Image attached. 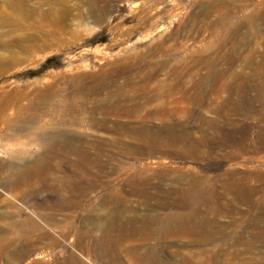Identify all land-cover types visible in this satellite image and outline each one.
Instances as JSON below:
<instances>
[{
	"label": "rangeland",
	"instance_id": "obj_1",
	"mask_svg": "<svg viewBox=\"0 0 264 264\" xmlns=\"http://www.w3.org/2000/svg\"><path fill=\"white\" fill-rule=\"evenodd\" d=\"M90 1L0 0V180L47 151L31 194L0 191V264L200 261L227 245L220 264H264V242L233 241L264 237V0ZM28 218L44 238L19 259ZM101 218L187 235L95 249L80 235Z\"/></svg>",
	"mask_w": 264,
	"mask_h": 264
},
{
	"label": "bare ground",
	"instance_id": "obj_2",
	"mask_svg": "<svg viewBox=\"0 0 264 264\" xmlns=\"http://www.w3.org/2000/svg\"><path fill=\"white\" fill-rule=\"evenodd\" d=\"M90 4H91L90 7L92 9L96 10L95 1L91 0ZM107 10L108 9H107L106 6H104L102 9H100V11L103 12V14H105L107 12ZM103 14H101V15H103ZM101 15H99V16H101ZM96 18L98 19V16ZM70 110H71L72 113H75L74 108H72ZM70 110L61 109L59 111H61L62 114L63 113L66 114ZM176 129H178V127ZM32 130L35 131V127H33ZM170 131H171V129H170ZM173 135H175V134L173 133ZM176 135H179V134H176ZM49 138L53 139L54 137L52 135L48 136V134L44 130H40L38 132V136L36 138V141L38 142V144L43 146L46 150H52L54 144L51 145V140ZM160 142H161V140H158V143H160ZM23 153L26 154V151H24V152L23 151L22 152H12V153H10V155H11L12 159H16L18 161V160H21V157H22ZM46 154H47V151L42 153L43 156L36 157L34 159V162H35L34 164L43 162V158L45 157ZM29 163H30V161H27L23 165V167H21V168L16 167V169H15V168L11 167L12 170H11L10 177L7 180H0V191H6V190H9L11 188H15V189H20L23 192H27V193L31 194L32 193V189H31L32 188L31 187L32 186V182H33V179L35 177H37V173H38L39 169H36L34 167V164L32 165V164H29ZM12 165H14V164L12 163L10 166H12ZM86 190H87V188H82L79 191V193L84 192ZM137 190L138 189H136V188L133 189V191H137ZM33 194H36V192H33ZM79 204L80 203H76L75 207H80ZM119 213H122L121 210H119V209L118 210L115 209L113 212H111V214H115V215L119 214ZM111 214H109L108 216L105 217L106 221L110 220V217L113 216V215L110 216ZM175 218L176 217H170V220L166 224H169L170 221L175 220ZM87 219H89L91 221L94 218L93 217H88ZM102 220H104V219L101 218V219H99L97 221L91 222L92 225H93L92 226V230H89L88 233H83L82 232V234L80 235V239L83 240V241L86 240L88 242V240L91 241V238H92L91 245L95 249H97V247H108V248L121 247V246L124 245V243L127 240H130V238L135 237L137 235H144L145 238H147V239L148 238L152 239L153 237H155L157 239L158 244H156L153 247V250L156 251V250H158L159 246L163 245V244H161V241H163L164 239L169 238L171 236L174 237L177 234H178L177 237H179V235H183V237H185V235H187V233L182 232L180 230L179 231H177V230H164L162 228V227H164L166 225L164 223H162L161 226H159V227H161V230H138L136 227L130 228L129 230H111L110 224L104 225V222L102 223ZM135 220H138V218H133L132 221H135ZM27 221H28V226H22L21 225V228H23L24 230H29L27 233H24L25 235H27V240L28 241L25 242V245H23L19 250L16 251V256L19 259H24L29 254V252L33 249V246H34V239L33 238L34 237H35V239L37 237L39 240L44 238V235L40 234V235L36 236V235H34V233H32L33 230H42L41 227L36 222L29 220V218L27 219ZM147 221H150V220H145V222H147ZM16 225L18 226L19 223H17ZM0 230H2V229H0ZM199 233L200 232H194L193 235L195 236V235H197ZM189 235L192 236L191 233ZM259 235L260 234H258V237H256V239H255V237L252 236V239L244 240V238L242 237V234H240L235 239H233V241L235 243H238L239 241L243 240V241H245L247 246L251 247V246L254 245V242H256V240H258V239L261 240L262 242H264V237L263 238H259V237H262L261 235L260 236ZM155 238H153V239H155ZM0 239L3 240L4 236H1ZM198 239L201 240L202 237H200ZM211 240L212 241L216 240V234L213 233V232H209L208 235H207V239H206V241H211ZM201 241L204 242V240H201ZM130 248H128V249H130ZM137 249L138 248H136V247L134 248V250H137ZM228 249H229V245H227V247L225 249L224 248L217 249V250L213 249V250H210V251L205 249L202 252V254H201V255H203V257L200 259V261L199 260H195L194 256H192V258H188L187 255H184L183 258H181V259H179L177 261H163L162 259H160L155 254L154 255H148V254L143 255L142 256V261L144 260L145 264H220L225 259H227V261H228V258L231 255L229 253ZM98 257L100 258V256H98ZM88 260H89V258H88ZM89 262H90V260H89Z\"/></svg>",
	"mask_w": 264,
	"mask_h": 264
},
{
	"label": "trees",
	"instance_id": "obj_3",
	"mask_svg": "<svg viewBox=\"0 0 264 264\" xmlns=\"http://www.w3.org/2000/svg\"><path fill=\"white\" fill-rule=\"evenodd\" d=\"M53 58H48L45 63L43 64V67H48V65L52 62Z\"/></svg>",
	"mask_w": 264,
	"mask_h": 264
}]
</instances>
